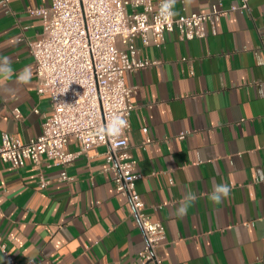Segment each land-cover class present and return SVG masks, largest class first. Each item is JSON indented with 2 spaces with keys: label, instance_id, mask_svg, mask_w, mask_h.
Wrapping results in <instances>:
<instances>
[{
  "label": "crops",
  "instance_id": "0c3cea01",
  "mask_svg": "<svg viewBox=\"0 0 264 264\" xmlns=\"http://www.w3.org/2000/svg\"><path fill=\"white\" fill-rule=\"evenodd\" d=\"M219 3L241 0H177L174 16ZM51 4L0 0V58L16 73L32 70L27 86L0 82V139L38 137L52 113L29 48L43 29L29 9ZM215 27L191 40L166 32L160 47L137 37V56L157 63L126 73L134 88L127 139L144 175L137 189L146 211L166 227L163 264H264V0L217 15ZM65 148L79 150L74 141ZM106 150L95 146L66 168L44 156L22 167L0 158V234L18 264H152L140 259L145 235L116 189ZM221 183L230 196L213 203ZM187 193L197 198L181 218L174 212ZM0 264H8L1 249Z\"/></svg>",
  "mask_w": 264,
  "mask_h": 264
},
{
  "label": "built area",
  "instance_id": "2783aa9c",
  "mask_svg": "<svg viewBox=\"0 0 264 264\" xmlns=\"http://www.w3.org/2000/svg\"><path fill=\"white\" fill-rule=\"evenodd\" d=\"M163 0H52L49 7L30 8L42 17L39 37L29 42L36 63L40 93L50 97L52 113L47 115L43 132L23 141L11 133L0 139V158L13 167L28 162L40 163L42 157L66 168L78 154L106 145L107 169L119 193L129 198L146 239L140 252L143 263L163 264L158 253L167 238L162 221L153 220L137 189L144 175L131 151L127 134L131 130L134 88L126 82V73L157 63L137 56L135 39L160 47L165 33L177 29L183 39L203 38L211 25L216 33L215 17L249 7V0L225 8L214 4L207 13L192 12L162 15ZM114 115L127 119L128 127L118 137L100 135ZM15 116L21 112L15 109ZM185 135L182 134L181 137ZM74 141L79 150L67 151ZM69 179L67 171L61 173ZM46 182H41L44 187ZM0 249L8 264H18L8 252L0 234ZM25 264H34L32 259Z\"/></svg>",
  "mask_w": 264,
  "mask_h": 264
},
{
  "label": "clouds",
  "instance_id": "9594fccd",
  "mask_svg": "<svg viewBox=\"0 0 264 264\" xmlns=\"http://www.w3.org/2000/svg\"><path fill=\"white\" fill-rule=\"evenodd\" d=\"M177 0H163L162 3V15L174 16L175 12L173 8ZM13 77L15 79L13 80ZM32 79L31 66L23 68L19 73H16L12 68L11 59L9 57L0 58V82L12 81L17 86H27L30 84ZM128 127L127 119L119 115H114L112 120L107 123L106 126L100 128L98 133L107 137H118ZM231 187L229 184L221 183L214 184L212 192L210 193L209 199L213 203H220L230 196ZM195 193H187L184 199L180 202L179 206L175 209L174 214L178 217H184L189 208V204L196 200Z\"/></svg>",
  "mask_w": 264,
  "mask_h": 264
}]
</instances>
